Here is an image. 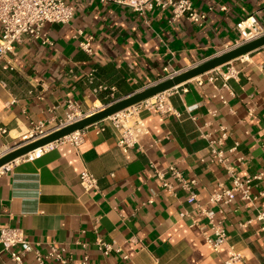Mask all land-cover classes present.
I'll use <instances>...</instances> for the list:
<instances>
[{"label":"crops","instance_id":"obj_1","mask_svg":"<svg viewBox=\"0 0 264 264\" xmlns=\"http://www.w3.org/2000/svg\"><path fill=\"white\" fill-rule=\"evenodd\" d=\"M67 1L75 9L71 20L41 29L52 45L23 38L0 62L3 150L39 124L50 130L63 122L68 100L88 114L239 45L240 21L251 17L264 27V0H190L205 14L200 24L171 20L169 8L141 16L110 1ZM78 29L79 39L92 38V54L78 47ZM232 64L238 70L228 81L232 94L217 90L205 74L187 81L169 92L170 114L140 111L146 134L125 151L117 146V129L107 124L102 132L86 128L77 147L58 143L3 168L0 228H18L31 243L22 264H35V251L43 254L50 244L66 248L67 264H80L84 256L88 264H264V229L252 205L238 197L229 204L207 202L219 183L229 185L221 166L209 161L200 132L215 138L224 126L223 148L236 172L264 173V47ZM169 166L195 180V202H187V192L168 174L171 189L162 186L156 171ZM83 168L97 179L88 192L78 181ZM258 191L264 184L251 188V194ZM256 205L264 206V197ZM201 209L211 210L227 234L217 252L204 240L203 232H212ZM96 237L119 245L128 259L103 257L93 245ZM232 252L239 255L234 262ZM0 264H14L1 243Z\"/></svg>","mask_w":264,"mask_h":264},{"label":"built area","instance_id":"obj_2","mask_svg":"<svg viewBox=\"0 0 264 264\" xmlns=\"http://www.w3.org/2000/svg\"><path fill=\"white\" fill-rule=\"evenodd\" d=\"M110 1L118 5L128 7L133 12L144 16L146 12L153 8H169L171 12V20L179 17H185L190 22L200 24L205 20V14L197 12L192 7L190 0H101ZM74 7L67 0H0V62L4 56L11 51L15 42L21 41L23 38L35 40L38 39L42 43L52 45V42L43 34L41 29L44 24H67L74 14ZM239 32L241 43L253 40L264 35V27L259 26L253 18H247L236 24ZM83 33L80 29L76 30L73 38L78 39V47L87 54H92L91 37L81 38ZM240 43V44H241ZM224 69L218 71L219 67L213 69L205 75L207 79L218 89L229 90L228 81L234 79L238 75V70L232 64V61L223 65ZM177 87L160 93L150 99L122 110L112 116H109L89 127H94L96 132L104 131L107 124L118 131L117 146L122 150H127L137 144L140 138L146 134V130L139 118L141 110L154 111L160 114H170L172 112L168 101L169 92ZM231 93V91H230ZM232 94V93H231ZM224 102V101H223ZM68 112L63 122H60L52 129H46L42 124L28 130L21 136L20 143L37 140L46 133L58 127L72 123L82 118L86 114H81L77 104L71 100L66 102ZM248 113L252 116V110ZM88 128V127H86ZM75 131L58 141L37 148L32 152L14 160L20 159L31 160L41 156L46 150L54 147L58 143H68L73 147H77L83 137L84 130ZM218 136L212 137L209 133H201L200 136L206 142V150L209 155V161L217 163L221 166L226 174L228 187H224L221 183L215 189H212L208 195L207 202L211 205L229 204L235 198H239L245 204L252 205L255 216L254 219L259 222L261 229H264V206H257L261 197H264V191H258L251 194V188L257 184H264V173H257L251 177H242L236 172L235 166L229 163V159L223 148L224 141L228 137V131L224 126H219ZM7 134L5 128L0 127V135ZM234 149V148H232ZM9 150V149H8ZM8 150L0 148V157ZM231 151V150H230ZM203 161V160H202ZM238 164H243V157L236 158ZM8 165L0 168H6ZM168 174L187 192V202L192 203L196 200L194 191L195 180L185 178L173 166H169L166 171H156L157 177L162 181V186L171 189L170 183L165 181V175ZM78 181L84 192H88L97 187L96 177L83 168L78 173ZM151 202V200H149ZM200 214L206 217L207 225L210 227L212 235L203 232L204 240L214 251H218L220 245L225 242L227 234L221 224L214 220V214L211 210L201 209ZM203 227H201L202 229ZM0 243L3 249L8 252L10 259L14 264H22L24 254L32 249L31 243L24 239L23 233L18 228L6 227L0 228ZM77 245L82 248L87 246L86 243L76 241ZM94 247L103 257H108L111 253L120 255L123 260H127L128 256L123 254L121 247L115 243L104 241L96 237L93 242ZM19 248V251L16 249ZM35 264H48L47 261H55L60 264H67L69 261L68 253L65 247L56 244H50L45 253L41 254L35 251ZM239 255L232 252L230 261L238 260ZM80 264H88V257L84 256Z\"/></svg>","mask_w":264,"mask_h":264},{"label":"water","instance_id":"obj_3","mask_svg":"<svg viewBox=\"0 0 264 264\" xmlns=\"http://www.w3.org/2000/svg\"><path fill=\"white\" fill-rule=\"evenodd\" d=\"M260 47H264V35L229 48L228 50H225L207 60L195 64L194 66L178 72L177 74L163 78L162 80L146 86L141 90L113 101L101 107L100 109L86 114L82 118H79L72 123L51 130L37 140L19 143L15 147L10 148L3 156L0 157V168L12 163L14 160L24 156L29 152H32L37 148L58 141L59 139H62L75 131L89 127L94 123H97L122 110L137 105L142 101L178 87L191 79L223 66L224 64L251 53Z\"/></svg>","mask_w":264,"mask_h":264},{"label":"trees","instance_id":"obj_4","mask_svg":"<svg viewBox=\"0 0 264 264\" xmlns=\"http://www.w3.org/2000/svg\"><path fill=\"white\" fill-rule=\"evenodd\" d=\"M110 101H111L110 99L103 100V104H107V103H109Z\"/></svg>","mask_w":264,"mask_h":264},{"label":"rangeland","instance_id":"obj_5","mask_svg":"<svg viewBox=\"0 0 264 264\" xmlns=\"http://www.w3.org/2000/svg\"><path fill=\"white\" fill-rule=\"evenodd\" d=\"M97 109H100V106H98L97 108H95V109H93V110H97ZM93 110H92V111H93Z\"/></svg>","mask_w":264,"mask_h":264},{"label":"bare ground","instance_id":"obj_6","mask_svg":"<svg viewBox=\"0 0 264 264\" xmlns=\"http://www.w3.org/2000/svg\"><path fill=\"white\" fill-rule=\"evenodd\" d=\"M93 111H95V110H93ZM93 111H91V112H93Z\"/></svg>","mask_w":264,"mask_h":264}]
</instances>
